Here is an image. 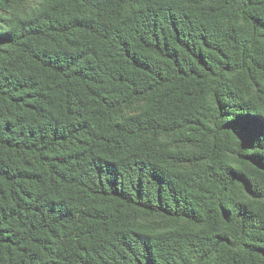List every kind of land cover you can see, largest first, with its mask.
I'll use <instances>...</instances> for the list:
<instances>
[{"label":"trees","instance_id":"obj_1","mask_svg":"<svg viewBox=\"0 0 264 264\" xmlns=\"http://www.w3.org/2000/svg\"><path fill=\"white\" fill-rule=\"evenodd\" d=\"M0 264H264V0H0Z\"/></svg>","mask_w":264,"mask_h":264}]
</instances>
